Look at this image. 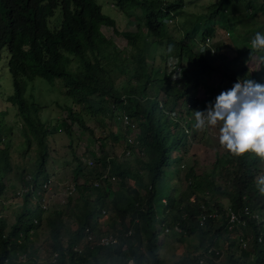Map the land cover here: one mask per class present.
I'll list each match as a JSON object with an SVG mask.
<instances>
[{"label":"trees","instance_id":"1","mask_svg":"<svg viewBox=\"0 0 264 264\" xmlns=\"http://www.w3.org/2000/svg\"><path fill=\"white\" fill-rule=\"evenodd\" d=\"M109 1L122 11L137 8V27L121 30L112 17L101 12V6L95 0H0V52L6 51V67L12 83V94L7 101L16 107L18 129L25 139L23 153L30 147L31 139L37 144L32 175L25 173L20 187L33 185L36 179H47V150L53 149L49 148L47 138L53 133L51 126L40 114L45 105L24 97L26 81L39 77L50 84L58 80L62 87L60 92L70 99L69 104L59 107L60 117L55 126L57 130L61 128L67 138L72 157L68 164L69 181L74 184L77 194L76 200L67 196L63 203H56L45 212L31 200L28 191L22 193L25 199L11 224L0 214V264H14L19 261L20 254L35 264L30 237L42 219L48 229L50 252H57L55 261L49 264H127L128 260L131 264H199L200 258L201 264H264V241L256 240L258 234L264 240V193L261 192L264 177L260 170L262 166L256 164L260 160L252 154L234 157L225 151L215 154L209 169L197 172L195 166L190 165L182 175L173 160L189 151L190 143L184 133L188 121L186 119L182 127L178 117L180 110L176 115L167 112L171 113L175 105H179L177 100L183 98L182 108L188 116L198 103L194 94L206 87L205 84L201 86L204 75L214 68L198 51L190 32L193 23H181L179 38H170L166 20L183 11L185 2ZM262 3L264 0H217L205 7L201 14L204 21L199 26L217 20L218 15V25L227 29L230 25L224 23L225 16L231 15L233 5L242 9L247 19H252L258 12L264 15ZM55 10L57 17H54ZM241 33L247 32L238 33L245 42L246 36ZM205 37L208 36L201 34L199 41ZM143 38H149L153 43L150 46L157 49V65H154L155 57L146 56L147 46L138 45ZM210 42L213 44L211 38ZM222 45V42L213 44L211 53ZM236 49L246 64H253L255 52L249 54L251 50L244 47ZM259 60L253 69L263 71L264 60ZM176 69L178 74L174 76ZM158 71L167 81L165 84L181 86L180 90L172 92L171 106L165 105L168 90H164L165 96L157 98L159 88H148ZM236 82L230 77L224 80L229 90ZM96 96L99 105L94 107ZM109 101L117 126L106 139L112 144H122L126 136L134 138L136 155L130 160L109 156L105 139L96 135L94 128L83 118V115H98L102 120ZM122 112L134 122L133 130L120 125L118 117ZM168 118L176 119L169 122ZM1 121L0 195L10 187L4 185L2 176L11 167L7 152L9 133L7 136L2 134L5 126ZM4 139L5 145L1 146ZM73 141L76 142L72 144ZM88 159L99 171L107 168L108 176H113L114 180L104 179L96 188L92 185L99 174L96 173L91 181L84 177L78 183L77 176L82 174L83 168L81 163L85 165ZM165 169H169L170 183L180 180L184 183L183 188L172 196L160 195L156 187L163 179ZM85 184H89V191L94 193L82 186ZM14 197L19 198L15 192ZM102 210L110 214L106 231L116 233L117 241L90 248L84 242V229L95 230ZM212 211L214 216L210 215ZM230 213L237 221L227 223ZM200 214H204L202 223L198 221ZM66 215L75 227L63 242V216ZM174 225L180 231L178 239L193 237L196 244L190 252L167 263L159 254L156 236L161 233L164 237V226L170 229ZM239 239L245 241V247L240 248ZM78 245L83 246L80 252L73 250ZM220 245L226 250L223 259L221 254L206 253L210 247L214 248L212 252L219 251Z\"/></svg>","mask_w":264,"mask_h":264},{"label":"rangeland","instance_id":"2","mask_svg":"<svg viewBox=\"0 0 264 264\" xmlns=\"http://www.w3.org/2000/svg\"><path fill=\"white\" fill-rule=\"evenodd\" d=\"M101 6V12L112 17L115 20L116 26H118L121 30L127 29H135L138 22V9L137 8H129L125 11L120 10L113 6L109 0H95ZM164 1V0H163ZM217 0H183L185 2V7L183 11H180L176 15L172 16L173 19L169 22H166V26L168 29V33L172 40H177L181 33V23H185L186 25H191L192 28L190 30L191 36L196 40L197 44L200 42L201 34L205 36H209L213 42V44L217 42H222L224 45L220 46L219 48L215 49L214 53L209 54L208 52H201L204 57H206L210 62L211 65L214 66L207 75H204L203 80L201 81V86L206 85L203 89H200L197 94H194L198 100V103L194 110H191L189 115L187 116L185 111L182 108L184 105L183 98L176 99L177 104L175 108L172 109V114H177V111L180 110L179 120L182 123V127L184 126V121L186 125L184 126L185 130L184 133L187 135L188 141L190 146L188 145V152L185 156H177L173 158L174 162L180 169L179 174L182 175L185 169L193 165L196 168V171H201L204 169H209L212 161L214 160L215 154H222L226 150L220 147L219 144V129H209L206 132L197 131L194 128L195 117L193 112L199 111H206L207 107L211 104L214 105L216 97L218 96L217 93H221L224 91L229 90V88L224 83V80L228 77L233 78L234 80H244L250 79L255 83L264 85V70L257 71L254 70V65L258 64L259 59L264 60V53L255 52L253 57L255 60L253 64H246L243 58L239 57V53L236 48L244 47L251 50L250 41L254 38L257 32L264 31V26H260L264 23V15L258 12L255 18H246L244 16V12L241 11L237 6H232L233 9L231 15L225 16V24L230 25L227 29L224 26L218 25V21L220 20L218 15L215 17L217 20L212 19L206 21L202 26L200 22L204 20L201 18V14L204 13V9L210 3L216 2ZM260 2L261 0H256ZM264 5V3H262ZM226 14V13H224ZM58 16V11L55 10L54 17ZM190 18L192 22H190ZM216 22V23H215ZM176 23V24H175ZM259 26L258 29L251 30L253 27ZM246 30L247 33H241V35L246 36V44L242 41V36L238 35L239 32ZM251 30V31H250ZM199 31L201 34H199ZM107 34V31H104ZM151 40L149 38H143L142 42H139V46H147L146 56L149 54L151 57H155L154 65L158 64V51L156 48L150 46ZM195 42V41H194ZM149 43V44H148ZM217 45V44H216ZM235 48V49H234ZM237 52V53H236ZM251 54V51L250 53ZM184 64V63H183ZM169 68V67H168ZM170 69V68H169ZM168 69V70H169ZM224 74V76H222ZM177 73L174 74L176 76ZM254 76V77H250ZM222 76V77H220ZM178 81L181 82V79ZM152 83L149 84V90L159 88V92H157V98L160 96H165L164 90H168V99L166 100V106H171L173 102V94L174 90L181 89L180 85L174 86L171 84H165L167 81L163 78L162 74L158 73L153 75ZM179 82V84H180ZM164 84V85H162ZM162 85V86H159ZM24 97L29 101H35L40 105H45L41 110L40 114L43 119H47L51 126V138L47 135L49 139V148H53L52 151L47 150V178H51L55 183H57V191L63 192L65 191V187L67 184L73 185L71 183V176L68 175V164L71 161L72 157L70 154V149L67 147V138L63 134L62 129L57 130L55 126L56 120L60 117L59 114L61 112V108L66 104L70 103V99L66 97L62 91V87L58 80L55 83L50 84L46 79L34 77L31 81H26ZM12 94V83L10 74L8 73L6 67V51L3 49L0 52V120L3 126H5L2 131V134L6 135L9 133V142L10 144L7 147L8 152V160L11 167L9 170L5 172L2 176V182L6 187L5 193L0 195V214L6 217L7 223L11 224L14 220V215L19 212L20 206L22 201L25 199L24 195L21 194V177L24 176L25 173H30L32 175L34 165L33 162L35 161V153H36V145L34 144V139H31L30 147L23 153V149L25 146V139L22 138L20 133V126L19 118L16 115V107L12 105L7 98ZM208 96V100H204L202 97ZM215 98V99H214ZM214 99V100H213ZM99 97L96 96L94 107L99 105ZM210 100V101H209ZM57 103V104H56ZM60 105V106H59ZM58 107V108H57ZM112 109V102L109 101L107 104V110L105 113V117L100 120L98 115L90 116V115H83V118L86 120L87 124L90 127L94 128L96 135H101L102 140L105 139V149L109 156H114L119 160H130L132 159L136 153L133 151L130 155H118L116 152L120 151L123 148V143L120 146L121 142L118 143H110L107 135L111 130H115L117 123L115 122V114H111ZM125 113V112H124ZM185 115V117H183ZM112 116V117H111ZM45 119V120H46ZM176 119V118H175ZM175 119L168 118L169 122H173ZM188 124V126H187ZM106 128V129H105ZM173 127H171V130ZM82 136L85 133L81 134ZM7 136V135H6ZM83 139V137L81 138ZM76 140V139H74ZM76 141H73L75 143ZM89 142V138L87 140ZM8 144V141H6ZM5 145V139L2 140L1 146ZM91 146L92 144L89 143ZM137 145V143H136ZM54 150V152H53ZM38 154V153H37ZM173 157V155H172ZM256 164H260L262 167L260 170L263 171L261 174L264 177V162L258 161ZM82 174L78 177L77 182L81 181V178H87V181H91V178L98 173L99 168L93 163L91 166H85L81 163ZM51 171L53 173H51ZM163 179L156 183V187L160 195L172 196L175 192L177 193L179 189H182L184 183L180 180L178 183L173 181L172 183L169 182V169H165ZM165 177V178H164ZM44 180L36 179V182L33 184V195L34 199L38 201V190L41 193V200L40 202H48L51 200L52 208L56 203L53 197L50 196L49 193H45L46 191L41 188V184ZM73 181V180H72ZM174 184V185H173ZM69 185V186H70ZM89 184H85L84 188L89 193H94L93 191H89ZM12 186V188H11ZM19 188L18 197H14V192L16 189ZM97 188V187H96ZM92 194L88 195L91 196ZM52 198V199H51ZM77 199V194H72V200ZM225 203V199L222 198V203ZM63 208V206H60ZM40 209L42 207L40 206ZM48 211V210H47ZM45 211V212H47ZM107 213V215H105ZM104 212V214H100L98 217V222L95 227L94 232L95 234L107 232L106 222L109 221V212ZM44 214V212H43ZM42 214V216H43ZM104 218V220H103ZM63 220L65 226L62 232V241L64 242L67 236V233L71 231L75 224L72 219L68 218L67 215L63 216ZM99 220L103 223V226H100ZM35 219H33V223H35ZM98 230V231H96ZM179 230L178 228H170L169 231L164 235L161 236V233H158L156 236V240L159 246V254L161 257L167 262L171 263L174 260L180 258L185 252H190L194 249L196 241L193 237H187L184 240H181L179 237ZM85 242V241H84ZM30 243L33 247V255L36 259L34 260L35 264H49L51 263L52 258L50 257V249H49V236H48V229L44 226L43 219L39 222L38 228L32 231L30 237ZM81 248L83 246L78 245ZM220 248V249H219ZM218 248L221 256L220 258L223 259L225 255V246L220 245ZM50 252V253H49ZM219 260V259H218ZM32 264L31 260L28 261L25 256V260L15 261L14 264Z\"/></svg>","mask_w":264,"mask_h":264},{"label":"clouds","instance_id":"3","mask_svg":"<svg viewBox=\"0 0 264 264\" xmlns=\"http://www.w3.org/2000/svg\"><path fill=\"white\" fill-rule=\"evenodd\" d=\"M172 19L173 17L166 22ZM206 38L210 40L208 36L197 44L200 53L212 52L213 44L210 41L207 50H200ZM250 45L251 52L264 53V32H257ZM175 73L178 74L177 69ZM217 95L216 97L214 94V105L210 104L206 111L193 112L194 128L200 132L218 128L220 147L230 155L242 157L252 154L264 161V85L250 79L237 80L230 90L219 92ZM163 110L167 112L166 109ZM167 113L175 115L172 112ZM261 192L264 193V187Z\"/></svg>","mask_w":264,"mask_h":264},{"label":"built area","instance_id":"4","mask_svg":"<svg viewBox=\"0 0 264 264\" xmlns=\"http://www.w3.org/2000/svg\"><path fill=\"white\" fill-rule=\"evenodd\" d=\"M209 38H206L205 41L202 43V45L200 46V50H207L209 48ZM119 119V123L122 126V128L126 129V130H133L135 128V124L134 122L130 119V117L126 114V113H121L120 116L118 117ZM137 141L130 137V136H126L124 142H123V148L118 151L116 154L118 155H130L131 153H133L134 151V147L136 146ZM122 144H120L121 146ZM93 164V162L91 160H85V165L86 166H91ZM98 176L96 177V179L92 182V185L94 187L99 186V184H101V181L104 179H108L109 181H113L114 177L113 176H108L107 173V168H104L102 170H100L98 172ZM57 183H55L51 178H47L45 179L42 184H41V188H43L44 191H46L45 193H49L51 197H53L55 200H57V203L61 204L65 201L67 196H72L73 193H75V186L67 184V187H65V191L63 192H58L57 191ZM70 185V186H69ZM30 193L31 195V200L33 202H35V204H37V206L40 208V206L42 207V211L47 210L48 208H50L51 206V200H49L48 202H40L41 200H43L41 198V191L38 190V201L36 199H34V195H33V185L32 184H28V186L26 187H21V194L27 192ZM19 189H17L15 191V195H18ZM52 199V198H51ZM162 202H164V199H161ZM101 214H104V210L101 211ZM210 215L214 216L215 213L212 211L210 212ZM99 217V216H98ZM204 218V214H200V216L198 217V221L199 223H202V220ZM234 221H237L236 217L230 213L228 216V220L227 223H233ZM174 228H178L177 225L173 226ZM164 233H167L169 231V229L167 227H164L163 229ZM179 230V229H178ZM85 232V239L84 241L86 242V244L91 248L93 246H104V245H110V244H114L117 241V237H116V233H111V232H104V233H100V234H95L94 232H92L89 228H85L84 229ZM127 233H130V231H128ZM4 235V233H3ZM256 240L257 242H263L264 240L261 238V234H258L256 236ZM239 246L240 248L245 247V241H243L242 239H239ZM264 248V245H263ZM74 251L80 252L81 251V247L80 246H74L73 247ZM212 250H214V248L210 247L208 248V250L206 251L207 254H211L213 253L214 255H220L219 251H215L212 252ZM50 257L52 258L51 262H54L56 257H57V252H52L50 254ZM18 260L19 261H24L25 260V255L24 254H20L18 256ZM202 258H200L198 260V263L201 264L202 263ZM127 264H131V260L127 261Z\"/></svg>","mask_w":264,"mask_h":264},{"label":"crops","instance_id":"5","mask_svg":"<svg viewBox=\"0 0 264 264\" xmlns=\"http://www.w3.org/2000/svg\"><path fill=\"white\" fill-rule=\"evenodd\" d=\"M208 99V98H207ZM53 173V172H52ZM103 220H104V218H103ZM99 224H100V226H103V223L101 222V220H99ZM98 226V225H97ZM165 227V226H164Z\"/></svg>","mask_w":264,"mask_h":264}]
</instances>
